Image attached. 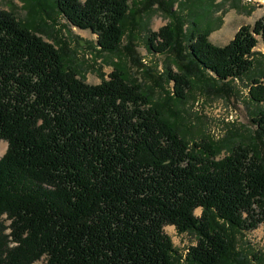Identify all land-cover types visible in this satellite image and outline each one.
Listing matches in <instances>:
<instances>
[{"label":"trees","instance_id":"trees-1","mask_svg":"<svg viewBox=\"0 0 264 264\" xmlns=\"http://www.w3.org/2000/svg\"><path fill=\"white\" fill-rule=\"evenodd\" d=\"M197 1L23 0V21L0 9V264H252L239 241L264 223V15L215 47L221 20ZM154 7L169 22L144 46L175 72L137 51ZM59 19L112 58L99 84L44 32ZM244 78L251 129L194 139L176 105L232 99ZM166 226L195 243L181 254Z\"/></svg>","mask_w":264,"mask_h":264},{"label":"rangeland","instance_id":"rangeland-1","mask_svg":"<svg viewBox=\"0 0 264 264\" xmlns=\"http://www.w3.org/2000/svg\"><path fill=\"white\" fill-rule=\"evenodd\" d=\"M194 5L199 13L204 12L205 19H208L212 24L216 19L221 20L219 28L208 37L215 47L226 45L240 27L244 25L252 26L256 20L264 15V0H199ZM179 6L181 4H178V2L174 3L172 10H175L176 7L180 8ZM0 9L10 11L22 21L27 18V9L23 0H0ZM168 17L169 15L167 16L155 7L152 8L144 16L143 31L137 37L136 46L142 58V63L149 67L156 66L158 72H162L165 64L170 66L174 72L175 67L171 64L170 58L149 53L145 49L144 38L147 32L157 31L168 24ZM187 26L190 28L191 25L187 24ZM44 32L49 36H55L60 41L63 40L67 44L68 50L74 52L75 66L87 84H99L98 73L101 71L106 75L111 71V67L107 62L112 58L105 53L96 51L95 37L89 31H81L70 27L65 21L59 19L53 29L49 25L45 27ZM43 38L48 42H52L46 36H43ZM257 40L258 44L255 50L264 54V44L259 37H257ZM248 83L249 81L245 78L242 81H235L232 85L234 86L232 99L222 95H208L199 90L188 93L184 105H176V109L186 118V121L189 120L193 124L194 128L190 131L191 136L194 139H199L202 135L207 134L212 135L213 138H219L225 133L226 128L231 126L240 131L245 130L244 133L246 130L251 129L248 110L252 106L247 96ZM154 91L155 98H158L160 90L155 88ZM5 150L6 143L0 142V157ZM195 214L200 215V210H196ZM163 230L171 239L175 249L181 254L185 253L188 246L195 243L194 236L180 234L173 226H166ZM239 245L247 252L252 264H257L256 261H253L257 259L252 256L261 258L263 260L262 264H264V223L251 232H244L240 237ZM35 264H43V261H38Z\"/></svg>","mask_w":264,"mask_h":264}]
</instances>
